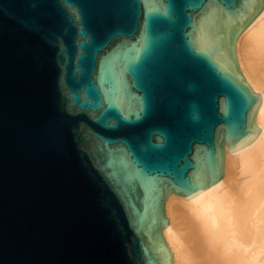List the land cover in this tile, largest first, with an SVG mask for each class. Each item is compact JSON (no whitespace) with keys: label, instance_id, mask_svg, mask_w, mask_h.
<instances>
[{"label":"water","instance_id":"1","mask_svg":"<svg viewBox=\"0 0 264 264\" xmlns=\"http://www.w3.org/2000/svg\"><path fill=\"white\" fill-rule=\"evenodd\" d=\"M264 0H0V264H173L171 193L222 180L261 96Z\"/></svg>","mask_w":264,"mask_h":264},{"label":"bare ground","instance_id":"2","mask_svg":"<svg viewBox=\"0 0 264 264\" xmlns=\"http://www.w3.org/2000/svg\"><path fill=\"white\" fill-rule=\"evenodd\" d=\"M242 67L261 96L253 145L229 150L221 181L186 197L171 193L163 233L173 264H264V8L240 40Z\"/></svg>","mask_w":264,"mask_h":264}]
</instances>
